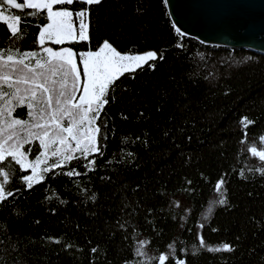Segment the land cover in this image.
I'll use <instances>...</instances> for the list:
<instances>
[{
    "label": "trees",
    "instance_id": "trees-1",
    "mask_svg": "<svg viewBox=\"0 0 264 264\" xmlns=\"http://www.w3.org/2000/svg\"><path fill=\"white\" fill-rule=\"evenodd\" d=\"M90 21L91 44L62 46L81 52L108 40L121 53L152 50L163 59L119 81L93 172L49 176L31 191L13 174L8 187L21 191L0 205V264H136V242L145 239L153 258L175 242L178 257L188 249V264H264V176L255 171L264 164L247 151L264 148V55L179 35L164 0H102ZM37 31L29 26L17 46L34 48ZM9 44L0 24V47ZM242 117L256 121L244 144ZM83 164L72 166L83 172ZM221 176L228 204L208 213ZM197 232L234 250L192 256Z\"/></svg>",
    "mask_w": 264,
    "mask_h": 264
},
{
    "label": "snow or ice",
    "instance_id": "snow-or-ice-1",
    "mask_svg": "<svg viewBox=\"0 0 264 264\" xmlns=\"http://www.w3.org/2000/svg\"><path fill=\"white\" fill-rule=\"evenodd\" d=\"M101 3L102 0H0V24L7 29L10 41L8 47H0V205L21 191L8 187L16 172L20 173L24 191L45 183L49 176L71 179L93 172L95 157L104 155L107 122L103 116L119 81L122 77L135 78L145 68L154 70L155 61L163 59L162 54L152 50L121 53L108 40L95 50L89 47L81 52L51 46L91 44L90 11ZM76 4L84 7L74 11L72 6ZM29 26L38 29L35 47L22 50L17 45L25 39ZM173 27L179 35H185L175 24ZM18 108L27 109V118L14 115ZM255 123L248 117L241 118V144ZM258 139L264 144V135ZM247 151L264 164V148L252 145ZM74 161H84L83 172L72 166ZM255 171L264 176V167ZM240 175L244 177V172ZM212 192L215 198L209 202L208 213H212L213 204H228L224 176L216 181ZM175 206L180 207L179 202ZM198 227L203 229L204 224ZM150 243L146 239L136 242L135 255L141 257L136 264H188L187 248L180 249L182 256L178 257L173 242L168 251L153 258L147 253ZM201 250L234 249L227 243L210 246L197 232L191 255L197 256ZM91 252L96 253L97 248Z\"/></svg>",
    "mask_w": 264,
    "mask_h": 264
},
{
    "label": "water",
    "instance_id": "water-1",
    "mask_svg": "<svg viewBox=\"0 0 264 264\" xmlns=\"http://www.w3.org/2000/svg\"><path fill=\"white\" fill-rule=\"evenodd\" d=\"M172 24L210 46L264 55V0H164Z\"/></svg>",
    "mask_w": 264,
    "mask_h": 264
},
{
    "label": "rangeland",
    "instance_id": "rangeland-1",
    "mask_svg": "<svg viewBox=\"0 0 264 264\" xmlns=\"http://www.w3.org/2000/svg\"><path fill=\"white\" fill-rule=\"evenodd\" d=\"M69 43V42H68ZM53 48H60V47H64V46H62V45H51ZM26 111H27V109H26ZM24 115V117L23 116H18L19 118H21V119H24L25 118V114H23ZM26 117H27V112H26ZM27 174V173H26Z\"/></svg>",
    "mask_w": 264,
    "mask_h": 264
}]
</instances>
